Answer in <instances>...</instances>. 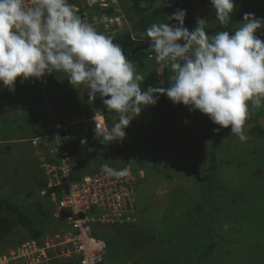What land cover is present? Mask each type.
<instances>
[{"label": "rangeland", "instance_id": "rangeland-1", "mask_svg": "<svg viewBox=\"0 0 264 264\" xmlns=\"http://www.w3.org/2000/svg\"><path fill=\"white\" fill-rule=\"evenodd\" d=\"M112 1H118L112 7L114 15L118 16L116 19L99 16L95 9H76L99 32L112 39L128 32L136 37L140 33L146 36L144 26L134 29L128 15L123 13L124 4L121 10V0H101L100 3H109L110 7ZM166 1L162 4L163 0H157L156 4L174 6L179 0ZM200 10L201 6L195 4V12ZM96 22L101 24L96 26ZM241 22L230 29L211 22L208 32L210 35L216 31L231 33ZM257 35L264 40V29L259 30ZM149 53L134 52L130 58L145 78L154 68L161 71V62L156 60L154 53ZM36 81L18 79L15 92L0 86L1 195L16 187L13 184L7 186L13 179L20 178L21 185L28 176L29 181L24 183L26 187L38 174L40 167L33 165L29 151L32 134L44 130L46 138L54 140L48 148V155L53 156L51 149L57 147L53 132L62 126L61 121L67 120L65 127L73 136L75 146L83 152L78 175H89L102 160L118 169L129 166L138 180L135 221L123 226L98 227L107 244L104 264H192L186 255L199 239L194 220L200 211L196 209L200 204L209 208L212 227L216 230L211 243L220 248L208 259L196 264H264V136L250 134V130L258 124L257 118L264 127V107L250 109L245 124L246 142L232 135L230 127L222 128L199 111H189L183 104L168 100L157 108L156 105L146 107L126 129L127 136L122 142L104 145L95 138L90 123L82 122L101 114L106 130L118 119L114 113H108L99 96L95 102L89 101L87 89L83 85L79 89L74 87L64 73L47 75L43 83ZM149 86L153 85L145 80L142 89L146 90ZM260 113L263 115L259 116ZM77 116L82 124L75 126L71 121ZM51 121L58 123L55 125ZM217 128L219 132L215 131ZM50 131H53L52 134ZM158 133L161 134L159 139L156 138ZM14 137L24 140L15 144ZM83 139L87 140V145H82ZM33 145L34 158L44 157L47 153L45 143L37 139ZM213 157L217 162L216 169H211ZM71 164L70 168L75 170L77 160L73 157ZM28 187L18 198L23 205L42 199L46 207L56 205L49 195L44 197L32 185ZM57 220H43L42 224L57 226ZM207 220L210 222V219ZM199 223L202 224L201 221ZM224 225H228L227 230ZM21 235L25 237L26 231L21 229ZM15 243L17 237L11 236L0 246V251L9 249L11 253ZM192 251L193 257L198 259L199 253ZM0 262L7 264L4 257H0Z\"/></svg>", "mask_w": 264, "mask_h": 264}, {"label": "clouds", "instance_id": "clouds-1", "mask_svg": "<svg viewBox=\"0 0 264 264\" xmlns=\"http://www.w3.org/2000/svg\"><path fill=\"white\" fill-rule=\"evenodd\" d=\"M91 1L96 2L90 0V4ZM210 3L220 25L228 27L236 8L234 0H210ZM112 4L117 5L118 1ZM102 5L99 4L108 7ZM76 8L80 9L69 0H34L31 6H26V0H0V86L15 92L18 79L35 78L43 83L47 75L66 74L74 87L79 89L83 85L87 89L89 101L95 102L99 96L108 113L118 117L106 130L99 126L97 114L92 117L95 130L92 118L82 121L90 123L95 138L104 145L122 142L132 121L146 107L155 106L162 95L174 104H183L189 111H199L222 128L230 127L232 135L241 142L247 141L245 124L250 109L264 107V40L257 35L264 29V17L245 13L233 32L216 31L211 35L207 19L198 18L194 29L187 28L185 9L178 8L167 15V23L151 24L145 29L151 42L140 48L154 53L156 60L163 62L172 75L169 86H149L144 90L145 77L136 70L123 48L99 32L87 17H81ZM97 13L109 20L118 18L106 10ZM72 119L71 124H82L80 117ZM66 125L53 132L57 143L51 149L53 156L60 155L55 152L58 147L66 152L60 145L61 137H73ZM61 131L65 136L60 135ZM37 139L44 141L42 137H34L32 145ZM81 143L87 145V140ZM68 155L72 165V156ZM47 164L50 163L44 167ZM76 165L71 176H80V179L84 176L77 174L78 162ZM125 167L118 169L104 163L101 171L106 177L120 180L129 175ZM48 187L45 194L51 192ZM224 228L227 230L228 225Z\"/></svg>", "mask_w": 264, "mask_h": 264}, {"label": "trees", "instance_id": "trees-1", "mask_svg": "<svg viewBox=\"0 0 264 264\" xmlns=\"http://www.w3.org/2000/svg\"><path fill=\"white\" fill-rule=\"evenodd\" d=\"M71 4H76L81 9H87L94 11H108L110 15H114V9L112 6L110 7H100L99 2H95L94 4H90V0H69ZM121 10L123 11V4L125 5L124 12L128 15V18L130 21H132L134 25V29L137 27L144 26L147 28L153 23H167L168 16L174 13L178 8L179 9H185L187 12V15L185 17V26L187 28L194 29L196 27L197 19L203 18L207 19V26L211 24V22H215L217 24H220V22L216 19L215 16V9L211 6L210 0H179L175 3L173 6H158L156 4L157 0H121ZM166 0H163L162 4H166ZM236 8L232 14V20L228 27H224L225 29H230L237 26V22L240 20H243L245 13H254V14H261L264 15V0H234ZM108 3V2H107ZM113 3V1L111 2ZM195 4H198L201 6V10L198 12H195ZM109 6V3H108ZM81 12L79 11L78 14ZM80 16L83 17V14H80ZM175 23V22H173ZM138 30V29H136ZM146 35V34H145ZM113 41L117 44H119L124 52L125 55L130 59L133 56L134 52H143L149 55L150 53L146 50L143 51L142 48H138L140 45H147L151 42L150 38L147 36L142 35L141 33L136 37L132 36L130 32L125 33L124 35H121L119 38H114ZM161 71H158L157 68H154L150 72L149 75L146 76L145 80L148 81L151 85L155 86H161V87H167L170 84V76L172 75L170 69L165 66L163 62H161ZM35 79V78H33ZM36 80V79H35ZM37 83H41L38 79L36 81ZM168 97L166 95H162L159 97L158 103L156 104V108L159 107L160 103L168 101ZM29 104L32 103L34 106V103L32 101L28 102ZM18 107V106H17ZM263 113H260L259 116H262ZM76 118V117H75ZM258 124L253 127L250 130L251 135H257L259 137L264 136V127L263 123H261L258 118L256 120ZM67 122V120H64L62 124L64 125ZM219 126V125H218ZM53 132V131H52ZM50 131V134H52ZM44 130L41 131H35L32 134V137H42L44 141L42 143H46V154L44 157L34 158V153H32V150L35 149V147L31 144V148L29 151H31V162L34 163L33 165H39L40 169L38 170V174H35L33 177V180L31 179L32 187L37 191V193H40L42 196L50 195V193H44L46 187L49 185L51 178L49 175H47V171L44 167L45 163H52V164H58L60 155L55 154L54 156H50L49 149L50 145L54 142V140H48L45 136ZM160 133L156 135V138H160ZM19 137H16L14 139H17ZM50 139V137H48ZM31 141H29L30 143ZM21 143V142H16ZM60 145L63 149L66 150L67 153H70V155L78 161L79 167L82 165L83 157H80L83 152L79 150V146H75L74 141L66 135L64 138H60ZM49 146V147H48ZM27 154V153H26ZM93 157V156H92ZM95 157V156H94ZM97 157V156H96ZM30 162V161H29ZM28 162V163H29ZM38 163V164H37ZM103 161H99L98 165L93 168L92 173H97L101 171V166L103 165ZM44 164V165H43ZM217 162L215 157L212 159V168L216 169ZM122 169V168H120ZM258 175H260V171L257 172ZM5 176V175H3ZM27 178L22 181L21 185L20 178L13 179L12 183H8L7 186H16L15 188H10L11 192L8 194L5 193L3 195L0 194V246L6 242L8 238L11 236L17 237V243H15L14 250L19 248L23 243L26 241H32L36 240L40 243H42V240L51 234H55L58 232H63L66 227V218L65 216L68 214L67 212H59L58 210V202L51 201L52 203H55L56 205L52 207H46V203L42 200H38L36 202H29L28 205H23L21 201L18 200L20 198V194L24 190H28L30 186L27 184L25 187L24 183H27ZM80 176L72 175L71 180L77 181ZM16 182V185H15ZM21 186V187H20ZM52 199V198H51ZM45 207H42V206ZM136 207V203H135ZM197 210H200L199 213L195 216L194 224L197 227L198 231V240L194 243L192 246V250L197 251L199 253V258L195 259L193 256V251L191 250L190 253L186 255V258H190L192 261V264H196L198 262H201L202 260H206L209 258L211 253H214L219 245L212 244V234L216 231L212 227L211 222V216L209 213V208L206 206L204 208V205H198ZM208 211V213H207ZM48 217V218H47ZM137 213L135 208V213L133 214V218L136 219ZM55 219H58L57 226L53 225V223L49 224V226H44L42 224L43 220H50L53 222ZM210 219V222L207 220ZM135 221V220H134ZM199 221L202 222L199 223ZM127 224V223H126ZM125 225V224H124ZM107 226V225H105ZM116 226H123V225H116ZM99 226L94 227L95 235L99 236L103 239L102 235L100 236L99 232L101 230H98ZM103 227V226H100ZM21 229L26 231V236L21 235ZM209 237V238H208ZM198 242L200 244H198ZM220 248V247H219ZM7 251H0V256H4L6 254H9V249H6ZM190 254V255H189ZM200 255L202 259L200 260ZM51 264H76L72 262H64L60 260L53 261ZM191 264V263H190Z\"/></svg>", "mask_w": 264, "mask_h": 264}, {"label": "built area", "instance_id": "built-area-1", "mask_svg": "<svg viewBox=\"0 0 264 264\" xmlns=\"http://www.w3.org/2000/svg\"><path fill=\"white\" fill-rule=\"evenodd\" d=\"M33 3L34 0H26V6ZM97 118L105 130L104 116L97 114ZM91 123L95 130L93 118ZM55 152L60 153L61 162L45 166L51 178L48 190L58 202L59 212L68 213L65 216L68 227L63 233L46 236L42 243L26 241L2 256L7 264H51L57 259L76 264L104 263L107 244L94 234V227L124 225L135 220L137 177L130 167H125L129 175L120 180L106 177L100 171L72 181L68 153L60 147Z\"/></svg>", "mask_w": 264, "mask_h": 264}, {"label": "crops", "instance_id": "crops-1", "mask_svg": "<svg viewBox=\"0 0 264 264\" xmlns=\"http://www.w3.org/2000/svg\"><path fill=\"white\" fill-rule=\"evenodd\" d=\"M17 106H19V103L16 105V109H17ZM68 134L71 135L70 132H68ZM34 137L37 138V136H34ZM34 137H32V138H34ZM14 138H16V137H14ZM14 138H13L14 142H15V141H16V142H21L22 140H24V139H22L21 137H19V138H17V139H14ZM38 138H41V137H38ZM72 138H73V137H72ZM77 162H78V161H77Z\"/></svg>", "mask_w": 264, "mask_h": 264}, {"label": "water", "instance_id": "water-1", "mask_svg": "<svg viewBox=\"0 0 264 264\" xmlns=\"http://www.w3.org/2000/svg\"><path fill=\"white\" fill-rule=\"evenodd\" d=\"M149 46V45H148ZM61 136H65V132L64 131H61L60 133ZM101 264H104V263H101Z\"/></svg>", "mask_w": 264, "mask_h": 264}]
</instances>
